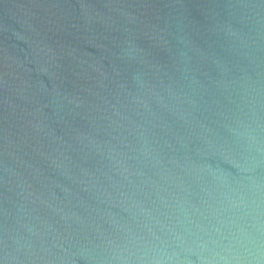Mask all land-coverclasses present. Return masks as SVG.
Here are the masks:
<instances>
[{
	"label": "water",
	"instance_id": "95a60500",
	"mask_svg": "<svg viewBox=\"0 0 264 264\" xmlns=\"http://www.w3.org/2000/svg\"><path fill=\"white\" fill-rule=\"evenodd\" d=\"M0 264H264V0H0Z\"/></svg>",
	"mask_w": 264,
	"mask_h": 264
}]
</instances>
